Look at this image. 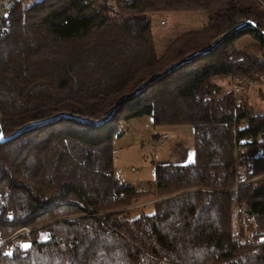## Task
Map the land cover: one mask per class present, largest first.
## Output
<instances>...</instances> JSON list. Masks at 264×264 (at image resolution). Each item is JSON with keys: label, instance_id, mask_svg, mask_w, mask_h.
Here are the masks:
<instances>
[{"label": "trees", "instance_id": "obj_1", "mask_svg": "<svg viewBox=\"0 0 264 264\" xmlns=\"http://www.w3.org/2000/svg\"><path fill=\"white\" fill-rule=\"evenodd\" d=\"M178 11L207 23L158 55L152 15ZM244 20L264 31V0L18 2L0 30V110L15 124L3 122L6 136L61 113L101 121L128 98L103 125L56 121L0 145L1 236L33 230L0 264L36 253L55 264H264V113L216 83L264 77V40L241 31L167 73ZM248 36L258 59L238 47ZM144 117L191 127L194 149L188 164L156 165L155 187L138 191L116 178L114 144L119 121ZM141 198H154L153 212L131 216Z\"/></svg>", "mask_w": 264, "mask_h": 264}, {"label": "rangeland", "instance_id": "obj_2", "mask_svg": "<svg viewBox=\"0 0 264 264\" xmlns=\"http://www.w3.org/2000/svg\"><path fill=\"white\" fill-rule=\"evenodd\" d=\"M26 1L32 2L33 0ZM152 17L153 23L151 30L153 32V39L158 55H162L178 36L188 32H195L204 28L208 20L206 13H188L180 11L174 13L153 14ZM4 23H2L0 30L3 28ZM239 33L240 32L234 35H237ZM226 34L227 33L223 34L222 36H225ZM225 40H227V38ZM215 41L216 40H214V42ZM214 42H212L211 44H213ZM238 47L240 51L254 58L258 59V56L260 55L259 44L249 36L240 40L238 43ZM192 54L188 53V55L185 56L184 59L191 57ZM216 83L226 92L233 90L238 102L249 100V104L257 113H264V77H258L252 81H232V83L230 79L218 78L216 79ZM116 105L111 107V109ZM0 120L2 128L4 130L3 122L6 120V118L2 113L0 115ZM12 121L14 120L7 119L4 122L5 125L10 127L11 131H13V129L15 128V124L11 123ZM48 127H36L30 131H26L25 133L21 134L17 138H14L11 141L0 143V145L10 144L14 141H16V144H20L22 142L21 137L23 135L28 134L35 129H41L40 131L44 132L50 129ZM118 128L124 132L125 136L121 140H116L114 144L115 175L117 179L125 182L127 186H129V182H131L136 190L138 188L151 190L155 187L156 165L169 163L183 165L191 162L194 149V130L191 127L169 126L165 128H156L153 125L152 119L150 117H144L132 120L130 122L119 121ZM157 136H159L158 139L156 138ZM253 167L249 166L248 164V167L244 169L245 173H248L251 169H253ZM262 170H264V166L262 167ZM261 178H264V173ZM242 179L243 178L240 177L239 181H241ZM235 188H237L236 190H238L239 186L237 185ZM232 198L234 200L236 199L235 197ZM154 202V198L139 199L136 203L133 204L134 211L130 209L133 212L131 213V216H138L143 213L151 214L153 212ZM245 225H247V222L245 223L244 220L242 222L238 221L237 230H244ZM16 235H18L19 238L21 236H28L31 238V235H33V230L28 227L16 230L9 236V239H13ZM40 237L41 238L39 239V241L43 242L46 240V236L44 234H42ZM237 239L240 238L237 236ZM251 239L248 238L247 242L250 243ZM21 244L22 246H20L19 249L23 247L27 248L29 246L28 242H25L24 240ZM19 249L18 252L20 251ZM109 252L110 256H113L111 254L112 251ZM12 257L13 256H11V258ZM94 258H97L98 260L102 259V257L100 256L96 257V255ZM41 260L42 264H55L53 262H50L49 260H45L40 253H36V255L34 254L33 257L29 258L25 264H32V262H34L35 264V262L37 261H39L38 264H40ZM109 260L113 261L115 259L109 258Z\"/></svg>", "mask_w": 264, "mask_h": 264}, {"label": "water", "instance_id": "obj_3", "mask_svg": "<svg viewBox=\"0 0 264 264\" xmlns=\"http://www.w3.org/2000/svg\"><path fill=\"white\" fill-rule=\"evenodd\" d=\"M246 29H249V30H252L256 33V35L260 36L263 40H264V31L260 30L257 23H255L254 21L252 20H245L243 22H241L239 25H237L232 31H230L229 33H227L225 36H222L221 38H219L218 40H216L213 44L210 45V47H208L206 50L204 51H201V52H197L195 53L194 55H192L191 57L189 58H186L184 59L183 61H181L180 63H178L177 65L171 67L167 73L177 69V68H180L182 67L183 65L189 63L190 61H192L193 59H195L196 57H199L201 55H205V54H208L210 52H212L213 50H215L219 45H221L226 38L238 33V32H241V31H244ZM159 78V77H156L154 79V81ZM152 81V82H154ZM152 82L148 83V84H151ZM148 84L144 85L142 87V89H144L145 87L148 86ZM126 98L128 97H125L118 105H116L114 108H112L108 115L102 119L101 121H94V120H89V119H84V118H80V117H68L69 120H74L76 122H79L83 125H99V124H102L104 122H107L108 120H110L117 112L118 108L124 103V101L126 100ZM60 117H62V115H58L56 116L55 118H52V119H47L45 121H39L38 124H35L34 126L32 127H27L26 130H24L23 128L18 130L14 135L10 136V137H6L4 135V132H3V128H2V125H1V120H0V143H5L7 141H11L13 140L14 138H17L18 136H20L21 134L25 133L26 131H30L36 127H39V126H45L49 123H53V122H56L57 120L60 119Z\"/></svg>", "mask_w": 264, "mask_h": 264}, {"label": "built area", "instance_id": "obj_4", "mask_svg": "<svg viewBox=\"0 0 264 264\" xmlns=\"http://www.w3.org/2000/svg\"><path fill=\"white\" fill-rule=\"evenodd\" d=\"M17 3L18 0L0 1V27L2 23L7 21L10 11ZM250 166L253 167V164L251 163ZM129 187H131V184H129ZM18 238V235H16L13 239H7V241H4V237H2L0 233V258L14 256L16 250L20 247L19 245L17 246V241L19 240L21 243L23 241V239Z\"/></svg>", "mask_w": 264, "mask_h": 264}, {"label": "bare ground", "instance_id": "obj_5", "mask_svg": "<svg viewBox=\"0 0 264 264\" xmlns=\"http://www.w3.org/2000/svg\"><path fill=\"white\" fill-rule=\"evenodd\" d=\"M0 1H2V0H0ZM21 0H18V2H20ZM23 1V0H22ZM246 30H249V29H246ZM256 34V33H255ZM1 98H3V99H6V98H4V96H1ZM116 114H117V112H116ZM0 115H1V111H0ZM59 116L60 115H62V117H60V119L59 120H57L58 122L59 121H72V122H75V123H78V124H81V123H79V122H76V121H74V120H69V118L68 117H71L72 115H69V114H65V113H61V114H58ZM73 117H78V116H73ZM55 118V117H54ZM81 118V117H80ZM52 119V118H51ZM45 121V120H44ZM99 122V121H98ZM39 123V121H33V122H30V123H28V124H26L25 126H23V127H21L20 129H24V130H26L27 129V127H32V126H34L35 124H38ZM105 123V122H104ZM104 123H102V124H99V125H103ZM83 125V124H82ZM97 126V125H96ZM19 129V130H20ZM3 132H4V130H3ZM5 134V133H4ZM6 137H10V136H6ZM252 163V162H251ZM251 163H249V166H250V164ZM129 184H131V182L129 183ZM131 186L133 187V185L131 184ZM138 191H142V190H144L143 188H138L137 189ZM22 246V244H21V242H19L18 243V241H17V246ZM19 249V248H18ZM18 249L16 250V252H15V254L18 252Z\"/></svg>", "mask_w": 264, "mask_h": 264}, {"label": "crops", "instance_id": "obj_6", "mask_svg": "<svg viewBox=\"0 0 264 264\" xmlns=\"http://www.w3.org/2000/svg\"><path fill=\"white\" fill-rule=\"evenodd\" d=\"M130 183V182H129Z\"/></svg>", "mask_w": 264, "mask_h": 264}]
</instances>
